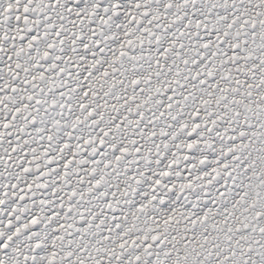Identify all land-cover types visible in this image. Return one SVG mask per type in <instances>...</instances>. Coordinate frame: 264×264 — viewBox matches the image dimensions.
I'll use <instances>...</instances> for the list:
<instances>
[{"label": "snow or ice", "instance_id": "6c2138e0", "mask_svg": "<svg viewBox=\"0 0 264 264\" xmlns=\"http://www.w3.org/2000/svg\"><path fill=\"white\" fill-rule=\"evenodd\" d=\"M0 264H264V0H0Z\"/></svg>", "mask_w": 264, "mask_h": 264}]
</instances>
